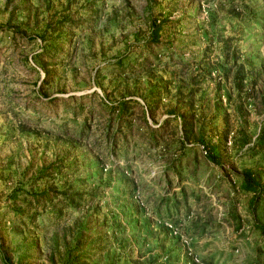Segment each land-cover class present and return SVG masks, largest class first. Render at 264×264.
Wrapping results in <instances>:
<instances>
[{"label": "rangeland", "instance_id": "rangeland-1", "mask_svg": "<svg viewBox=\"0 0 264 264\" xmlns=\"http://www.w3.org/2000/svg\"><path fill=\"white\" fill-rule=\"evenodd\" d=\"M256 221L264 0H0V264H264Z\"/></svg>", "mask_w": 264, "mask_h": 264}, {"label": "trees", "instance_id": "trees-1", "mask_svg": "<svg viewBox=\"0 0 264 264\" xmlns=\"http://www.w3.org/2000/svg\"><path fill=\"white\" fill-rule=\"evenodd\" d=\"M205 158L211 163L218 165V155L215 150H210L209 152L205 151ZM241 181L240 188L243 192L250 193L253 196L252 203L256 202L255 200L261 193V185L256 180L254 172L251 168H246L240 173ZM254 228L260 233L261 236H264V222L256 221L254 223Z\"/></svg>", "mask_w": 264, "mask_h": 264}]
</instances>
